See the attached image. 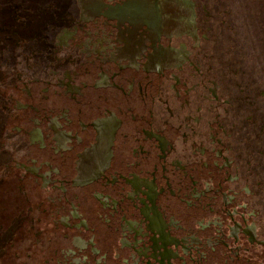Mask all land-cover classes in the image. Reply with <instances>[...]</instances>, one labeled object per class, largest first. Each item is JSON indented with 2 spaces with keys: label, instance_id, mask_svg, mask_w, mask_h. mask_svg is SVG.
<instances>
[{
  "label": "flooded vegetation",
  "instance_id": "1",
  "mask_svg": "<svg viewBox=\"0 0 264 264\" xmlns=\"http://www.w3.org/2000/svg\"><path fill=\"white\" fill-rule=\"evenodd\" d=\"M211 5L9 13L0 264H264V52Z\"/></svg>",
  "mask_w": 264,
  "mask_h": 264
},
{
  "label": "trees",
  "instance_id": "2",
  "mask_svg": "<svg viewBox=\"0 0 264 264\" xmlns=\"http://www.w3.org/2000/svg\"><path fill=\"white\" fill-rule=\"evenodd\" d=\"M212 5L210 6V13L213 18L218 21V18L223 19L225 27L226 38L229 41H233L236 35H241L243 41L245 42L244 50L247 51H255L259 50L264 52V35L257 31L255 32V28L253 29L250 25V21H253L255 18L254 6L252 0H207ZM264 14V4L257 1L255 3V8L261 10ZM5 6L3 4L0 5V14L2 12H6L7 9H4ZM7 8V7H6ZM5 14V15H6ZM5 15H3L5 17ZM9 15V14H8ZM2 17V15H0ZM7 22L9 20V16L6 18ZM219 23V22H218ZM7 24V23H6ZM5 22L0 21V30L3 29V26L6 25ZM264 24V20H263ZM1 39V38H0ZM3 38L0 40V64L1 60H4L3 56H1L2 47H3ZM256 46V47H255Z\"/></svg>",
  "mask_w": 264,
  "mask_h": 264
},
{
  "label": "rangeland",
  "instance_id": "3",
  "mask_svg": "<svg viewBox=\"0 0 264 264\" xmlns=\"http://www.w3.org/2000/svg\"><path fill=\"white\" fill-rule=\"evenodd\" d=\"M32 1H34V0H0V5L2 4V2H6V6L4 5L5 8L4 9H1V10H5V9L8 10L7 11V14H6L5 11L2 12V14H0V15H2V17H0V21L5 22V24H6V22H7L6 18L8 16L10 17V15H8L9 13L11 14V13H17V12L18 13L24 12L25 11V8H27L28 6H30V3ZM252 1H253V6H254L253 13L255 14V18H254L253 21H250V25L252 26L253 29L255 28V32H256V29H257V31H260L264 35V24H263L264 14L262 12L263 7H261V10H259V9L257 10L255 8V3L257 1H259L262 4H264V0H252ZM8 4L11 5L10 8H6V7H8ZM44 6L45 5L43 3L40 4V7L41 8H44ZM3 15H5V17ZM7 27H12V25L11 24H8ZM262 43L264 44V41ZM255 58L258 59V55H255Z\"/></svg>",
  "mask_w": 264,
  "mask_h": 264
}]
</instances>
